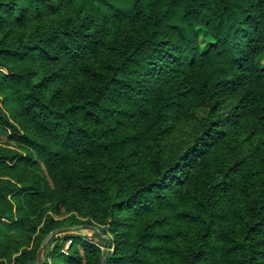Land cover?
I'll list each match as a JSON object with an SVG mask.
<instances>
[{"label": "trees", "instance_id": "obj_1", "mask_svg": "<svg viewBox=\"0 0 264 264\" xmlns=\"http://www.w3.org/2000/svg\"><path fill=\"white\" fill-rule=\"evenodd\" d=\"M73 5L85 12L77 23H63L49 35L16 45L4 44L0 39V67L8 68L6 72L0 69V94L32 127L22 132L3 110L0 99V133L10 130L7 136L27 149L25 155H17L18 162L58 168L74 154L100 158L126 139L110 138L111 122L107 119L117 120V127L124 122L122 116L126 121L144 114L160 126L163 120L192 115L190 108L184 110L192 88L186 85L182 89L180 83L187 80L186 66L202 64L209 58L217 67L198 89L211 90L214 105L220 104L223 89L237 98L229 111L203 120L195 142L163 166L159 160H151L148 172L127 183L121 180L115 187L103 185V180L99 183L93 173H86L90 183L78 182V188L81 193L94 195L102 212L100 221L106 226L98 235L108 243L103 234H113L114 249L104 259L99 247L77 235H72V245L80 243L85 250L95 251L96 264H166L169 258L184 255L174 243L182 236L188 245V264H264V204L252 207V217L237 213L239 220L233 228L222 225L223 214L218 209L226 202L223 197L231 185L241 182L243 189H251V174H259L261 166L255 169L250 164L238 178L235 173L242 171L239 167L222 169L220 176L196 167L206 152L226 140V124L251 112L249 108L254 110L253 99L263 97L264 0H0V23L5 25L11 18L23 23L43 15L44 10L59 14L61 6ZM149 7L153 8L152 14L146 13ZM177 11L195 34V38L186 35L179 24L173 25L183 47L175 39L158 36L167 17ZM94 12L99 14L97 19L116 23H131L129 20H140L146 13L147 23L140 35L122 45L116 59L96 71L88 68L95 78L87 85H78L63 95L56 94L57 88L50 92L57 86L61 71L71 69L69 64L63 68L62 60L77 63L88 54L98 53L110 41V29L99 34L85 29L90 23L88 15ZM202 35L210 36L211 45L202 48L198 44L197 38ZM36 55L57 62L58 68L41 76L39 70L12 69V59ZM164 78L168 84L180 79L173 93L159 91ZM261 112L264 125V106ZM128 138L137 139L138 135L134 132ZM15 157L0 155V164ZM123 166L128 168V164L120 163L117 171L121 172ZM34 186L0 185V198L9 193L34 195L38 192ZM21 222L22 217L7 221L6 226L14 231ZM183 222L188 223L186 231L178 227ZM54 223L52 217L47 219L35 255L23 264L36 263L37 250ZM72 233L52 237L43 250V264H83L76 247L69 255L59 251L61 237ZM182 262L187 264L184 260L177 264Z\"/></svg>", "mask_w": 264, "mask_h": 264}, {"label": "rangeland", "instance_id": "obj_2", "mask_svg": "<svg viewBox=\"0 0 264 264\" xmlns=\"http://www.w3.org/2000/svg\"><path fill=\"white\" fill-rule=\"evenodd\" d=\"M60 10L62 11L59 14H50L44 10L43 15L37 18H27L23 23L17 22L13 18L9 19L5 25L0 23L2 43L16 45L38 39L46 33L49 35L51 32H55L63 23H77L85 13L80 12L75 5L61 6ZM146 13L152 14L153 8L149 7ZM146 13L142 14L140 20H129L131 23H123L121 20H117L119 23L113 20L103 21L100 18L97 19L98 13V15L95 12L89 14L90 23L85 29L98 34L110 29L108 34L110 41L101 51L88 54L77 63L62 60L60 65L67 68L69 64L71 69L61 71L62 74L60 73L61 75L57 80V86H53L50 92H55L57 88L56 94L63 95L78 85H87L90 80L95 78V75L88 68L96 71V69H102L109 61L116 59L118 50L122 45L128 42V39L134 40L144 30L145 23H147ZM93 16L97 20H92ZM174 24H179L186 35L195 38L193 29L187 21L181 19L180 11L167 17L158 36L163 39H175L179 46L183 47L180 36L176 28L173 27ZM197 42L204 48L211 45L212 40L210 36L202 35L201 37L198 36ZM179 50L182 51L183 48H179ZM10 64H12L13 70H39V76L47 72L51 73L58 68L57 62L49 61L41 55L28 56L25 59H12ZM80 65L82 66L80 67ZM216 67L217 64L213 58H209L202 64L186 66V81L181 80L180 83V79H178V81H171L168 84L169 80L163 79L159 89L161 93L164 91L173 93L178 88V83L182 84V89L186 85H188L187 88H192L188 91L190 98L185 100L184 108V110L190 108L192 115L181 116L176 120H163L160 126L155 125L144 114L127 118L126 121L125 116H122L124 122L117 127L115 125L117 120L107 119L106 122H111L109 124L112 132L110 138L117 141H120L122 137L126 139L123 142H118L113 150L100 158L86 154H74L63 166L58 168H45L39 164L18 162L19 157L17 155H25L27 149H23L7 136L10 130H7L6 134L0 133V155H16L15 160L6 159L5 163L0 164V185L11 187L17 185L20 187L26 183H33L34 187L38 189L34 195L17 196L14 193H9L0 198V223H5L0 224V264H23L27 259H32L35 255L36 245L43 233L42 228L45 227L44 224L49 217L55 220L52 229L67 225H82L70 236L61 237L59 241L61 253L69 255L76 247L81 259H83V264H96L95 251L85 250L80 243L75 246L72 245L74 238L72 235H77L99 247V255L106 259L109 252L114 249V244H111L113 234H103L108 239V243L99 236L101 227H106L104 221H100L102 216L100 206L97 204L94 195L80 192L78 182L90 183L85 174L93 173L97 182L100 183L103 180V185L115 187L119 185L121 180L127 183L148 172L151 160L155 162L157 159L163 166L167 160L175 159L179 153L193 144L200 136L203 120L214 118L216 113L229 111V107L237 98L235 95L228 94V90L223 89L220 90L222 97L220 104L214 105L215 94L211 95V90L206 87L202 88L203 92L198 89L205 76L214 71ZM0 69L4 72L8 70L6 66H1ZM192 82L194 83L193 86H191ZM0 87L2 89V86ZM259 97L257 101V97L253 99L256 107L254 110L249 108L251 112H245L238 117V121L226 124L224 128L228 130L224 135L226 140L216 143L196 164L197 168L204 169L210 174L214 173L215 176H220L223 173L221 170L229 166L242 168V171L238 170L235 173L237 178L241 174H245L250 164L254 165L255 169L261 166L262 170L259 174H251V181L253 182L251 189H243L240 186L241 182H238V184L231 185L229 190L225 192L223 199L226 202L221 203L218 209L223 214L221 217L222 225L228 228H233L238 223L239 216L237 213L252 217V207L264 204V125L261 123L260 117L263 114L261 109L264 106V93L263 97ZM0 99L3 110L12 122L22 132L31 131L32 127L28 119L18 114L13 104L5 103L3 94H0ZM134 132L137 133L138 138L129 139L128 137ZM120 163L128 164V168L124 169L123 166L121 172L117 171ZM69 174L72 179H70ZM21 217V226L16 227V230L11 231L6 226L7 221L18 220ZM76 220L82 222L75 223ZM16 225L19 226V224ZM178 227L179 229L185 227L186 231L189 226L188 223L183 222ZM70 239L72 241L67 247ZM174 241L176 247L184 251V255L171 257L166 264H177L179 260H184L188 264L187 242L182 236ZM182 264L185 263L182 262Z\"/></svg>", "mask_w": 264, "mask_h": 264}, {"label": "water", "instance_id": "obj_3", "mask_svg": "<svg viewBox=\"0 0 264 264\" xmlns=\"http://www.w3.org/2000/svg\"><path fill=\"white\" fill-rule=\"evenodd\" d=\"M82 225H67V226H62V227H57L52 229L42 240L38 250H37V261L35 264H43V258H42V253L45 248V246L48 244V242L52 239L54 235L60 234L62 232H67V231H76L80 228ZM95 229L98 230L97 227Z\"/></svg>", "mask_w": 264, "mask_h": 264}, {"label": "built area", "instance_id": "obj_4", "mask_svg": "<svg viewBox=\"0 0 264 264\" xmlns=\"http://www.w3.org/2000/svg\"><path fill=\"white\" fill-rule=\"evenodd\" d=\"M71 241H72V239H70V241L68 242L67 247L70 245Z\"/></svg>", "mask_w": 264, "mask_h": 264}]
</instances>
